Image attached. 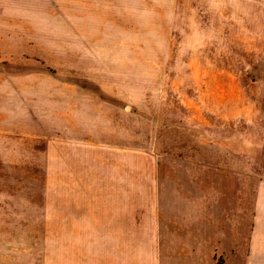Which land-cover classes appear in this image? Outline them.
Returning a JSON list of instances; mask_svg holds the SVG:
<instances>
[{
    "label": "rangeland",
    "instance_id": "obj_1",
    "mask_svg": "<svg viewBox=\"0 0 264 264\" xmlns=\"http://www.w3.org/2000/svg\"><path fill=\"white\" fill-rule=\"evenodd\" d=\"M0 264H264V0H0Z\"/></svg>",
    "mask_w": 264,
    "mask_h": 264
}]
</instances>
